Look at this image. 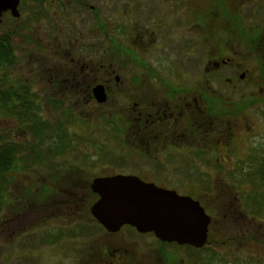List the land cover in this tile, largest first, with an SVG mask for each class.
<instances>
[{"label":"rangeland","instance_id":"rangeland-1","mask_svg":"<svg viewBox=\"0 0 264 264\" xmlns=\"http://www.w3.org/2000/svg\"><path fill=\"white\" fill-rule=\"evenodd\" d=\"M41 1L22 0L18 20L9 15L0 19V35L19 31L13 39L15 64L5 73L0 72V89L6 82L2 81L4 75L8 83L30 88L39 97V116L49 128L45 136L37 138L23 132L20 119L16 120L12 112L0 113V146L14 142L22 148L17 167L2 179L0 264H72V256L66 252L70 249L62 245L77 239L81 252L86 244L91 247L100 240L102 243L105 233L96 220L92 221L95 218L91 208L97 196L92 193L91 184L97 177L118 174L137 176L202 202L211 218V234L208 231L205 244L210 245V264H220L219 254L226 257L223 264H264V175L257 171L264 166V104L252 103H264V83L238 80L230 85L225 80H210L208 75L210 81L201 84L207 89V98L230 101L231 114L220 121L193 116L191 144L186 149H148L140 140L136 116L129 114L139 103V84L151 81L150 86L144 85L150 94L158 73L176 84L183 83L186 75L192 89L200 86L203 72L183 67L189 61L183 60L182 30L175 29L173 35L170 32L171 38L157 40L160 50L153 45L137 50L140 61L149 68L145 70L129 58L120 61L117 55L113 59L111 39L124 40L99 32V22L89 10L90 5L95 6L96 15L104 22L118 15L119 2L87 0L89 6L81 9L77 0H70L71 4L65 0ZM203 1L208 8L215 3ZM240 1L244 6L250 4V0ZM131 2L137 5L138 0ZM172 3L171 17L185 14V0ZM175 3L177 12H173ZM132 41L125 40L134 46ZM69 50L72 54H68ZM172 51H180L178 59H174ZM87 69L96 71L91 74ZM72 73L79 76L74 86L67 83L73 79ZM258 75L264 79V72L253 71V76ZM108 80H112L111 91L107 101L100 104L92 90ZM66 86L73 89H65ZM243 107L246 109L237 111ZM58 124L63 125L56 134ZM197 143L202 145L197 147ZM211 152L216 154L217 162L209 159ZM74 222V227L64 229ZM229 225H244V229L228 234ZM114 239H126L128 246L135 245L129 248H134L145 264L155 260L151 252L155 248L154 237L139 236L124 228ZM248 239L255 241L249 243ZM58 240L59 244L53 245ZM176 256L181 260L184 253ZM79 262L86 264L89 260L85 257Z\"/></svg>","mask_w":264,"mask_h":264},{"label":"flooded vegetation","instance_id":"flooded-vegetation-1","mask_svg":"<svg viewBox=\"0 0 264 264\" xmlns=\"http://www.w3.org/2000/svg\"><path fill=\"white\" fill-rule=\"evenodd\" d=\"M77 1L81 5V9L89 6L86 3L87 0ZM115 1L116 3H120L117 4L118 15L116 17H109L107 21L105 20L103 22L104 26L101 23V25L98 24L99 32H103L107 37L123 39L125 49L128 47L133 48V45H127L125 40L132 41L134 39L135 41L132 42H135V52L138 55L137 50H142L144 45L147 46L146 48L152 45L153 48H158L157 40L162 41L165 38H169V36L171 38L170 32L173 35L175 29L176 32L182 30L184 43V49L182 50L184 51L183 60L189 61L183 67L189 71L194 69L195 71L203 72L202 78L200 77L201 81L198 82L200 86L195 90L192 89L189 81L187 83L186 75L184 76L183 83L176 84L174 80H167L157 73V79H154L150 94H148L149 92L146 91L147 89L144 85L148 84L150 86L151 81L145 80L139 84L141 85L140 90L142 89L139 95V103L136 104L135 109L129 114L134 113L136 116L135 120L138 123L137 130L140 140L148 149L163 150L170 147H178L179 149L177 150L180 151L183 148L186 149L191 144L190 140L193 133L191 120L193 116L202 118L214 117L220 121L224 115L231 114L230 105L232 103L230 101L226 102L223 97L210 98V105H208V98L205 93L207 89L205 90L201 85L203 82H209L212 78L219 81L225 80L230 85H235L238 80L251 84L257 82L264 83V79L259 77V75L253 76V71L258 73L264 72V0H250V4L247 6H244V2L242 3V1L238 3L239 0H236V2L233 0L234 3L231 5L226 4L222 0H214L215 3L210 8L204 6L205 2L203 0H197V3H194L192 0H185V14L176 17H173V15L171 17L170 15L171 3L174 0H138L137 5L133 4L132 0ZM160 1H164L165 3H161ZM254 1L255 3H253ZM65 2L71 4L70 0H65ZM21 5L22 0L19 12ZM176 6L178 7L175 3L173 12H177ZM95 8L93 5L89 6L90 13L93 11V15H95L94 19L98 22L99 15H96ZM123 8H125L124 11ZM130 12H134V14L130 15ZM4 15H9L18 20L21 17V12L19 18H15L10 11L4 13L2 17ZM60 26L62 29L64 28L62 24ZM174 41L173 39L172 42ZM161 48L159 47L158 50ZM207 48L210 50L207 51ZM58 49H61L59 51H63V48ZM172 52L174 59H178L180 51L179 53ZM68 54H72V51L69 50ZM151 69L155 71L153 68ZM171 69L174 72L176 71L175 67ZM95 71L89 70L90 73H94ZM72 74L74 75L73 79L67 81V83L74 86L75 81H79L77 79L79 76L74 73ZM208 75H210V80L207 79ZM69 77L72 78V76ZM66 80L67 78L64 79L65 82ZM111 83L112 80H108L106 84H101L105 87L107 95L111 91ZM69 87L71 86H66L65 89ZM262 102H264V99ZM252 103L254 106L264 104L257 101ZM209 106L211 110H208ZM201 145L200 143L196 144L197 147ZM188 149L193 148L189 147ZM172 159L176 160V158ZM245 217L247 216L244 215ZM247 218L250 221V217ZM40 219H42V216H40ZM94 220L92 219V221ZM88 224H91V222ZM74 226L75 222L65 225L64 229ZM97 226L104 231L106 236V239H103L102 243L101 240H98L99 242H96L91 247L89 244H86L81 252L80 241L77 239L68 241V243L62 245V247H67L71 250H67L66 252L72 256V264L74 262L79 264V261H83L85 257L87 258V262L89 260L86 264H145L141 258L140 260L138 259L135 254L136 251H134L135 249L129 248L135 245L128 246L126 239H114L124 228L131 229L134 234L137 232L139 236L154 237L152 242L155 248L151 252L153 251L155 260H149L147 264L211 263L210 256L212 254L207 251L210 249L208 242L204 247L196 248L190 245H179L175 242H163L156 238L153 233L141 234L131 226H125L116 233L108 232L98 222ZM233 226L235 225H229L231 228L227 230L228 234L231 230L239 231L244 229V225H236V228ZM263 233L261 232V234ZM59 241H55V244H52L57 246ZM253 241L255 240L248 239L249 243ZM95 246L98 249L95 250ZM86 252L89 253L87 254L88 256H84ZM180 252L184 253V258L181 260L176 256V253ZM245 257L241 256V258ZM225 258L223 254H219L218 260H220V264H223V259ZM233 264L254 263L234 261Z\"/></svg>","mask_w":264,"mask_h":264},{"label":"water","instance_id":"water-1","mask_svg":"<svg viewBox=\"0 0 264 264\" xmlns=\"http://www.w3.org/2000/svg\"><path fill=\"white\" fill-rule=\"evenodd\" d=\"M20 3L21 0H0V19L9 11L19 18ZM93 94L98 103L107 101L103 85H97ZM91 190L99 196L91 214L110 233L131 226L141 234L153 233L163 242L196 248L206 244L211 218L192 197L121 174L95 178Z\"/></svg>","mask_w":264,"mask_h":264},{"label":"trees","instance_id":"trees-1","mask_svg":"<svg viewBox=\"0 0 264 264\" xmlns=\"http://www.w3.org/2000/svg\"><path fill=\"white\" fill-rule=\"evenodd\" d=\"M39 1V0H38ZM48 0H42L41 3ZM100 21V22H99ZM99 24L101 23L104 26L102 19L99 17ZM100 24V25H101ZM19 29V28H18ZM20 30V29H19ZM16 35H19V31L15 30L11 32H5L4 35H0V72H6L5 69H9L15 64V52L13 39ZM112 56L113 59L118 55V60L129 58L130 61L134 62L135 65L143 66L146 70H149L146 64L140 61L137 53L135 52V47L126 48L123 46V42L112 40ZM47 53V51H44ZM48 54V53H47ZM49 57V55H48ZM121 57V58H120ZM120 58V59H119ZM121 61V60H120ZM4 70V71H3ZM3 76V75H2ZM2 81H6L1 86L0 89V113L6 112L11 113L12 116L17 120L20 119V127L23 129V132L30 133L37 138H42L45 136L49 130L47 124L39 116L40 108L38 107V98L33 91L27 86L15 85L14 83H8L7 77L4 75ZM208 105H210V98H208ZM246 108H238L239 111H243ZM211 107L209 106V109ZM63 124H58V132L62 129ZM120 127L117 128V130ZM122 130L117 131L121 133ZM193 132V131H192ZM59 137V136H58ZM9 145L7 142L0 146V200L2 199V179L9 173L13 168L17 167V162L19 160V153L22 148L17 143H12ZM209 159L217 162L216 154L209 153ZM258 173L264 175V166H261L257 169ZM202 204V202H201Z\"/></svg>","mask_w":264,"mask_h":264}]
</instances>
